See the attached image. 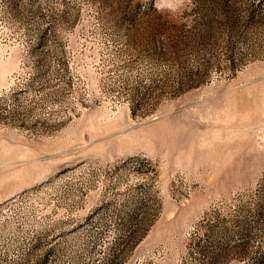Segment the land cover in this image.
<instances>
[{
  "label": "rangeland",
  "instance_id": "1",
  "mask_svg": "<svg viewBox=\"0 0 264 264\" xmlns=\"http://www.w3.org/2000/svg\"><path fill=\"white\" fill-rule=\"evenodd\" d=\"M0 264H264V0H0Z\"/></svg>",
  "mask_w": 264,
  "mask_h": 264
}]
</instances>
